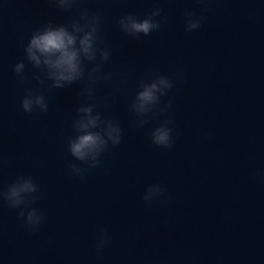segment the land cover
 <instances>
[{
  "label": "clouds",
  "instance_id": "9594fccd",
  "mask_svg": "<svg viewBox=\"0 0 264 264\" xmlns=\"http://www.w3.org/2000/svg\"><path fill=\"white\" fill-rule=\"evenodd\" d=\"M58 8L69 11L76 0H51ZM201 5H206L208 0H196ZM162 10L154 8L149 15L139 19L132 14L122 16L118 23L120 30L129 36L139 37L141 34L149 36L154 30H159L162 23L167 22V17L161 15ZM185 32L192 33L198 30L204 20L203 16H197L193 10L185 9ZM160 19L157 20L156 18ZM81 20L83 23H81ZM100 17L81 14L80 20L72 21L71 25H53L51 22L37 29L24 49L26 59L36 69L45 71L47 79L52 81L50 87L62 89L80 81L85 76L84 61L93 62L100 56V63L88 72V80L95 82L107 79V75H97L101 72V64L109 59L110 52L107 48L99 47ZM43 58V59H41ZM24 62L14 66V72L20 82L24 81ZM39 79V77H36ZM174 87L173 81L163 75H157L150 81L140 80L138 92L132 102L130 110L138 117L156 115V109L160 105L161 98L168 95ZM88 95L91 92L85 89ZM93 104L81 105L76 109L78 118L73 122V129L77 133L68 141V151L71 156L87 168H81L76 164H69L70 173L83 181L88 169L101 166L100 157L108 150L109 146H118L122 140V130L118 123L105 120L97 112L94 114ZM171 103L166 105L161 112L167 111ZM21 109L26 114L34 111L46 113L48 105L45 97L31 91L21 100ZM146 119L139 120L137 127H143ZM173 121L164 120L151 132V142L161 148H171L174 144ZM37 184L31 177L18 176L16 181L10 184L7 191L0 192V200L7 204L9 209H19L25 227L29 231H35L44 223L46 217L42 210L33 207L36 203ZM166 188L158 183L149 185L142 196L144 203L150 206L153 202L161 200ZM163 202V201H161ZM110 243L109 232L106 227L98 229L95 249L98 253Z\"/></svg>",
  "mask_w": 264,
  "mask_h": 264
}]
</instances>
